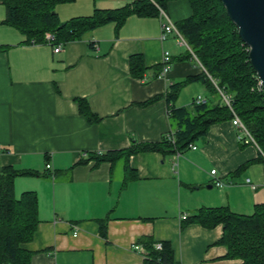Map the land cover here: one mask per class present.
<instances>
[{
  "label": "crops",
  "instance_id": "crops-1",
  "mask_svg": "<svg viewBox=\"0 0 264 264\" xmlns=\"http://www.w3.org/2000/svg\"><path fill=\"white\" fill-rule=\"evenodd\" d=\"M130 2L76 0L56 10L65 22ZM164 10L176 23L191 16L186 0L169 2ZM5 19L0 1V172L14 167L37 173L14 184L17 198L24 192L38 197V228L24 246L33 252L31 264H143V252L135 248L143 238L170 241L177 264H242L218 244L222 225L182 226L181 219L218 207L251 215L264 203L260 151L239 142L231 121L212 125L193 144L195 150L135 154L129 172L123 160L96 166L90 158L134 141L159 143L175 131L173 108L191 107L198 96L211 98L197 78L203 72L199 64L186 58L172 35L161 40L158 16H130L120 29L106 24L61 44L59 53L48 44L25 42ZM164 51L170 52L172 68L162 79L157 75ZM134 55L147 68L140 79L130 73ZM190 77L197 79L169 103L171 87ZM75 99L86 100L100 122H88ZM215 179L224 187H216ZM102 220L106 237L100 234Z\"/></svg>",
  "mask_w": 264,
  "mask_h": 264
},
{
  "label": "trees",
  "instance_id": "trees-1",
  "mask_svg": "<svg viewBox=\"0 0 264 264\" xmlns=\"http://www.w3.org/2000/svg\"><path fill=\"white\" fill-rule=\"evenodd\" d=\"M0 1L6 8L4 23L18 30L25 37V42L47 44L45 37L50 32L55 37L52 44L55 47L81 40L87 33L109 23L120 29L130 16H158L154 3L164 9L169 2L179 0H136L121 9L95 10L91 16L75 17L65 22L60 20L56 9L76 0ZM186 1L190 4L191 16L176 25L192 51L186 50V58L195 60V55L204 68L197 78L205 81L211 98L199 105L193 103L191 107L171 110L174 143L167 137L159 143L134 141L123 150L91 155L96 166L102 163L114 165L123 160L129 172L128 162L135 154L158 152L177 155L190 148L208 133L212 125L233 119L220 91L231 98L233 111L248 128L261 151L257 161L264 163V90H259V80L249 59V48L242 42L221 0ZM146 70L142 56L130 58V73L134 78H143ZM161 71L162 66L157 77ZM197 78L190 77L174 84L167 95L168 102L174 103L181 89ZM75 101L80 114L88 122H100L86 100ZM250 164L246 163L240 170H245ZM35 175L36 172L14 167H4L0 172V264H31L33 252L24 246L34 239L38 228V197L34 192H24L17 198L14 184L18 177ZM191 223L208 229L222 225L223 235L218 244L227 248L228 258L239 259L242 264H264V203L256 205L251 215L236 214L228 207L202 208L182 226ZM99 227L101 236L106 237L107 220L100 221ZM160 243L162 247L158 250L152 238L140 240L145 257L143 264H177L171 242Z\"/></svg>",
  "mask_w": 264,
  "mask_h": 264
},
{
  "label": "water",
  "instance_id": "water-1",
  "mask_svg": "<svg viewBox=\"0 0 264 264\" xmlns=\"http://www.w3.org/2000/svg\"><path fill=\"white\" fill-rule=\"evenodd\" d=\"M221 2L237 27L242 42L249 48L250 63L264 89V0Z\"/></svg>",
  "mask_w": 264,
  "mask_h": 264
},
{
  "label": "built area",
  "instance_id": "built-area-1",
  "mask_svg": "<svg viewBox=\"0 0 264 264\" xmlns=\"http://www.w3.org/2000/svg\"><path fill=\"white\" fill-rule=\"evenodd\" d=\"M131 2H134L136 0H130ZM153 2V1H152ZM158 9V18L160 21V25H161V40H165L167 38L168 35H174L175 37V41L177 43L178 46L180 47H184L186 50L191 51L187 41L185 40V38L183 37V35L180 33L176 22H174L170 16L166 13V11L160 7L159 5H157L156 3H154ZM46 41L48 45H51L55 42V37L49 33L46 34ZM54 48V52L55 53H59L62 51V45L59 44ZM192 52V51H191ZM196 62L199 64L200 68L202 70H204V68L202 67V65L200 64V62L197 60L196 56L193 55ZM172 68V59H171V55L169 51H164L163 53V61H162V71L160 73V75L158 76L159 78L165 79L168 75V73L171 71ZM259 90H264L261 83L259 82ZM220 94L222 96V99L224 101V103L230 108V110L232 111L233 114V119L231 120L233 126L238 130V140L240 143H243L245 145H254L255 147L258 148V150L260 151L258 145L256 144L252 134L250 133V131L248 130V128L245 126V124L242 122V120L236 115V113L233 111L232 108V102H231V98L228 95H225L222 91H220ZM206 100L204 97L202 96H198L195 100H194V104H202L204 103ZM168 139L171 140L172 143L175 142V139L173 137V134H170L168 136ZM1 145H0V152H1ZM190 148L192 149H196V147L194 145H191ZM261 152V151H260ZM47 169H50V165L46 166ZM212 175L216 174V170H212L211 172ZM214 185L218 188H223L224 187V183L220 180V179H215L214 180ZM181 219L183 221L188 219V215H182ZM76 235V233H75ZM156 249L160 250L162 247V244L156 243L155 244ZM135 248L137 250H142V247L140 245L135 246Z\"/></svg>",
  "mask_w": 264,
  "mask_h": 264
},
{
  "label": "rangeland",
  "instance_id": "rangeland-1",
  "mask_svg": "<svg viewBox=\"0 0 264 264\" xmlns=\"http://www.w3.org/2000/svg\"><path fill=\"white\" fill-rule=\"evenodd\" d=\"M50 33V32H49ZM49 33H47V34H49ZM170 36V35H169ZM173 37H174V35H172ZM207 90V89H206ZM203 97V96H202Z\"/></svg>",
  "mask_w": 264,
  "mask_h": 264
}]
</instances>
